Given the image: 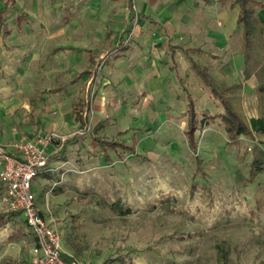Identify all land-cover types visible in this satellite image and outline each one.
<instances>
[{"label":"crops","instance_id":"0c3cea01","mask_svg":"<svg viewBox=\"0 0 264 264\" xmlns=\"http://www.w3.org/2000/svg\"><path fill=\"white\" fill-rule=\"evenodd\" d=\"M236 1L0 0V153L57 134L43 183L112 154L124 163L129 151L104 142L130 146L134 129L186 140L187 96L197 121L205 94L220 105L190 60L228 85L248 71L241 95L264 83V25L244 66Z\"/></svg>","mask_w":264,"mask_h":264},{"label":"rangeland","instance_id":"374dc122","mask_svg":"<svg viewBox=\"0 0 264 264\" xmlns=\"http://www.w3.org/2000/svg\"><path fill=\"white\" fill-rule=\"evenodd\" d=\"M238 94L233 103L246 124L264 125L263 95ZM204 97L194 155L176 134L134 129L137 156L126 152L124 163L112 154L87 171L35 179V203L55 224L62 255L91 264H264V164L249 181L254 153L264 157V130L226 145L222 108ZM1 213L0 264H32V233L19 213L0 205ZM18 228L20 240L8 242Z\"/></svg>","mask_w":264,"mask_h":264},{"label":"built area","instance_id":"2783aa9c","mask_svg":"<svg viewBox=\"0 0 264 264\" xmlns=\"http://www.w3.org/2000/svg\"><path fill=\"white\" fill-rule=\"evenodd\" d=\"M57 138V134L50 133L21 139L13 143V154L0 153V205L8 212L19 213L33 234L32 264H91L63 259L55 224L42 215L35 203L33 182L47 167L46 149Z\"/></svg>","mask_w":264,"mask_h":264},{"label":"trees","instance_id":"16d2710c","mask_svg":"<svg viewBox=\"0 0 264 264\" xmlns=\"http://www.w3.org/2000/svg\"><path fill=\"white\" fill-rule=\"evenodd\" d=\"M239 8V14L237 17L238 25L241 28L240 41H239V51L241 52L244 59V66L252 55V32L255 26L261 27L264 25L262 22H258L256 17L257 9L264 8V3L260 0H237L235 2ZM2 15V14H1ZM188 51V50H187ZM187 51H183L187 55ZM190 68L195 73V76L204 84V86L209 90L211 97H213L217 102L220 103L223 113L220 115L221 122L225 126L226 130V145H234L239 142L240 136H245L246 138L252 137L253 132L263 133L264 125L263 119H250V125L246 124L242 115L234 106L232 95L240 92L242 90L243 83L249 77L248 71H245L244 78L242 81L237 83H232L228 85L222 82H216L213 76L209 73L205 66H200L194 61L190 60ZM246 70V69H245ZM257 92L264 97V83L256 88ZM186 131L185 138L188 143V148L192 155L197 151V141L195 140V131L197 130V114L195 112L194 101L192 97L187 96V110H186ZM211 121L213 117L209 118ZM103 143V141H101ZM106 145L112 149L120 146L121 148L129 151L130 154L136 155V151L133 146H125L119 143L104 142ZM254 159L250 165V177L249 181L252 182L254 178L261 171V166L264 164V157L258 153H254ZM107 161L111 163V160L105 156ZM195 172L201 176L204 175V170L202 167V161L195 158ZM15 214V213H14ZM24 222V220H23ZM6 223L5 213L0 214V227ZM25 224V222H24ZM25 228H27L25 224ZM28 229V228H27ZM23 228H18L16 232H11L7 238L8 242H16L20 240V235H23ZM63 259L69 261L71 259L62 255Z\"/></svg>","mask_w":264,"mask_h":264}]
</instances>
